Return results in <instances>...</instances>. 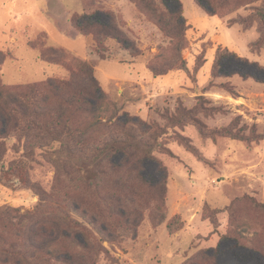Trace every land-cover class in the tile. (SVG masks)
<instances>
[{
  "label": "rangeland",
  "instance_id": "rangeland-1",
  "mask_svg": "<svg viewBox=\"0 0 264 264\" xmlns=\"http://www.w3.org/2000/svg\"><path fill=\"white\" fill-rule=\"evenodd\" d=\"M180 1L188 20L186 48L177 67L154 76L149 67L170 65L175 54L169 37L136 0H0V84L70 79L75 61L86 62L121 110V121L129 115L164 126L162 114L175 113L182 102L198 110L212 135L204 137L194 124L170 129L162 138L170 153L156 151L155 159L142 161L144 183L135 188L149 209L139 213L135 239L102 242L82 222L101 243L98 264H264V213L253 206V200L264 203V49H250L260 37L257 23L249 30L228 25L261 3L219 18L208 16L195 0ZM168 7L178 4L169 0ZM83 14L113 22L140 56L133 58L114 39L105 41L103 54L93 34L82 35L73 26V18ZM224 49L234 55L215 76L216 54ZM176 134L189 138L197 153ZM46 165L33 167L29 185L0 174V209L24 213L51 200L45 193L54 184ZM234 201L230 215L225 209ZM206 206L220 210L216 229L203 218ZM176 215L184 227L171 234L167 223Z\"/></svg>",
  "mask_w": 264,
  "mask_h": 264
},
{
  "label": "trees",
  "instance_id": "trees-1",
  "mask_svg": "<svg viewBox=\"0 0 264 264\" xmlns=\"http://www.w3.org/2000/svg\"><path fill=\"white\" fill-rule=\"evenodd\" d=\"M172 1L178 8L171 10L169 0H136L141 11L150 13L169 37L175 54L170 65L149 67L154 76L166 75L177 67L186 48L184 5L180 0ZM195 2L208 16L219 18L260 2L248 17L230 19L228 25L239 24L249 30L257 23L260 37L250 43V49H264V0ZM72 23L80 34H93L103 54L107 51L105 41L114 39L133 58L140 56L135 44L121 36L113 22L104 24L83 14L74 17ZM233 55L227 49L219 50L213 75ZM75 62L70 79L8 88L0 84V174L29 185L33 167L49 164L54 184V189L45 193L51 200L38 204L33 211L0 209V264H98L103 253L101 243L83 223L102 242L135 239L142 217L139 213L149 209L145 196L140 197V190L135 188L136 182L144 183L142 161L155 159L156 151L170 153L162 141L170 129L194 124L204 137H212L197 118L198 110H189L182 102L175 113L162 114L164 126L148 125L129 115L121 121V110L103 92L94 68ZM176 136L189 151L197 153L189 138ZM117 156L121 157L119 162H115ZM236 206L234 201L225 210L231 215ZM253 206L264 213V203L253 200ZM219 213L206 206L203 218L216 229ZM183 227L177 215L167 223L171 234ZM247 246L254 247L251 242Z\"/></svg>",
  "mask_w": 264,
  "mask_h": 264
}]
</instances>
